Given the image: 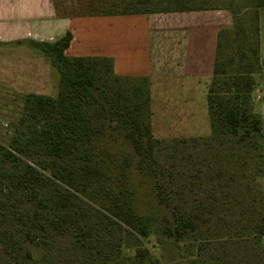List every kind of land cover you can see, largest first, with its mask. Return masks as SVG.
Masks as SVG:
<instances>
[{
	"label": "trees",
	"instance_id": "16d2710c",
	"mask_svg": "<svg viewBox=\"0 0 264 264\" xmlns=\"http://www.w3.org/2000/svg\"><path fill=\"white\" fill-rule=\"evenodd\" d=\"M92 4L97 6H90L89 14L224 10L231 15V23L217 34L206 93L210 135L201 140L183 138L171 146V161H160L161 140L151 129L148 77L115 74L110 57L66 56L69 32L53 43L31 42L56 70L58 83L55 95L21 97L15 132L7 146L0 143V264H164L156 246L145 242L154 231L151 219L138 214L131 196L117 189L121 176L102 158L99 140L104 123L121 134L137 157L138 168L153 178L157 201L168 212L159 232L181 248L177 264H264L260 253L264 252V213L256 211L255 200L245 211L238 209V195L221 181L222 169L217 170L215 182L207 179L214 193L199 192L194 179L182 182L184 174L178 169L183 159L178 151L186 143L206 151L215 146L217 152L234 157L235 151L243 150L247 135L264 140L263 120L252 94L264 73L258 25L264 0H96ZM247 14L250 25L243 20ZM247 35H252L253 43ZM223 138L230 144L225 149ZM258 149L260 178L264 177V141ZM33 155L37 158L29 162L26 158ZM227 181L235 184L233 173ZM257 202L264 203V194ZM244 215L254 216L255 221L244 224ZM235 240H240L237 251Z\"/></svg>",
	"mask_w": 264,
	"mask_h": 264
},
{
	"label": "rangeland",
	"instance_id": "374dc122",
	"mask_svg": "<svg viewBox=\"0 0 264 264\" xmlns=\"http://www.w3.org/2000/svg\"><path fill=\"white\" fill-rule=\"evenodd\" d=\"M95 1L54 0V4L57 13L77 16L89 14L90 6L93 8L97 6L92 4ZM215 13L213 11L181 13L188 21L187 34L184 36L185 43H189L190 50L196 49L197 57L192 61V66L189 68H180L178 65L173 66L167 73L165 72L157 79H151V129L154 138L161 140V150L158 152L160 161L166 163L171 161L169 155L171 146L179 143L183 138H199L197 140H201L204 139L203 137L210 135L206 93L214 63L217 34V26L214 21L217 19L218 22L224 23L231 20V15L227 11H221L219 14ZM250 16V14H247L243 18L246 25L252 23ZM153 18L154 22L152 23L155 25L152 24V33L157 35L163 23L160 19L162 17ZM139 22H137V25H139ZM259 24L261 29V55L264 57V9L259 11ZM178 26L179 22L176 19L169 23L170 28ZM141 27L142 25L136 28L124 27L123 25L116 27L114 45L117 47L119 59L123 62L128 61L129 64L140 63L141 57L146 54L144 48L147 44L142 45L140 42V37H146V27ZM78 32L82 35L86 31L80 28ZM95 33L102 36L109 34L106 33V29L105 32L98 30ZM248 40L253 43L252 35H247ZM237 43H234L233 48L236 47ZM242 50L245 49L242 47ZM243 62H247L246 58ZM51 83L54 85L58 83V75L53 68ZM254 102L253 105L256 109L257 99L255 97ZM2 106H4V122L2 121L0 125V143L7 146L21 115L22 98L9 94L4 88V100L0 98V107ZM263 107L264 101L260 104L261 112ZM223 141L225 149L230 144L226 138H223ZM263 141L260 135H247L243 141V150L235 151L234 157L224 155L223 151L217 152L215 146L206 151L203 146L198 145L194 148L191 143H186V146L180 147L178 151L183 157L178 167L184 174L182 182L194 179V188L199 192L214 193L216 190H213L214 186L210 180L215 182L217 170L222 169L221 181H226L228 183L227 188L231 190V193L238 195L240 201L238 209L241 208L245 211L254 199L256 211L258 210L260 214L264 213V203L259 205L257 202L260 194H264V177L258 178L260 159L257 156L259 153L258 147ZM99 147L103 150L102 158L107 161L112 172L121 176L120 185L117 189H124L131 196L136 212L149 217L154 225V231L145 242L148 246H156L155 253L164 264H177L178 260L181 259V255H179L181 248L173 240L161 236L159 232L161 221L168 216V212L157 201L153 178L138 168L137 157L133 154L129 143L113 127L107 126V123H104V131L102 138L99 140ZM189 154L191 155L189 156ZM36 158L33 155L26 159L32 162ZM176 159L179 161L180 157L177 156ZM231 173L234 174L235 184L227 181ZM208 178H210L209 181ZM241 220L244 224L255 221L254 216L251 215L248 217L244 215ZM233 242V249L235 251L239 250L238 242L240 240ZM250 242L251 240H248V244ZM248 248L251 252V245ZM260 253L261 256L264 255V252Z\"/></svg>",
	"mask_w": 264,
	"mask_h": 264
},
{
	"label": "crops",
	"instance_id": "0c3cea01",
	"mask_svg": "<svg viewBox=\"0 0 264 264\" xmlns=\"http://www.w3.org/2000/svg\"><path fill=\"white\" fill-rule=\"evenodd\" d=\"M260 10H258L259 47L260 58L264 60L260 43ZM221 11L224 10L213 12L219 14ZM57 12L54 0H0V98L2 100H4V88L9 94L20 98L27 93L44 96H52L56 93L57 85L51 83L52 67L46 58L29 44L31 42L53 43L66 32L72 36L64 52L66 56L110 57L115 74L128 77H148L150 82L152 78L157 79L165 72L167 73L173 66L189 68L197 57L196 49L190 50L189 43H185L184 36L187 34L188 21L181 13L199 11L77 16L61 15ZM153 17H162L160 19L163 23L158 36L152 33ZM175 19L179 22V26L170 28L169 23ZM138 21H140L139 25H137ZM229 21L231 22L228 20L220 23L217 19L214 21L217 34L221 28L230 24ZM121 25L131 28L141 25V28L146 27V37H140L142 45L147 44L144 48L146 54L141 57L140 63L129 64L128 61L123 62L119 59L117 47L114 45L116 41L114 31ZM80 28L86 31L82 35L78 32ZM105 29L106 33H109L106 36L95 33L98 30L105 32ZM76 46L78 47L75 48ZM257 82L254 97L257 99V109L264 124V107L262 112L260 109V104L264 101V73ZM2 121L4 122V106L0 107V125Z\"/></svg>",
	"mask_w": 264,
	"mask_h": 264
}]
</instances>
